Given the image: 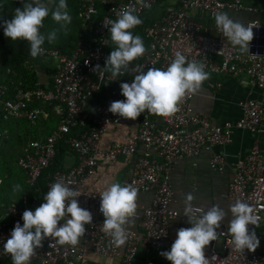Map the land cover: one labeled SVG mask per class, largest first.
I'll use <instances>...</instances> for the list:
<instances>
[{"label":"built area","instance_id":"obj_1","mask_svg":"<svg viewBox=\"0 0 264 264\" xmlns=\"http://www.w3.org/2000/svg\"><path fill=\"white\" fill-rule=\"evenodd\" d=\"M99 6L104 13L100 12ZM127 8H134L143 21L132 31L133 34L140 33L145 40V52L129 62L122 76L111 80L110 71L102 69L113 45L108 28L110 22L117 19V14ZM77 11L81 33L71 54L43 47L44 51L39 55L41 59L56 62L51 87L42 79L32 90H24L18 83L10 92L7 85H0V114L4 120H27L35 124L39 118L46 119L48 114L43 109L30 108L35 103L54 105L59 116L56 128L45 137L28 140L17 159L16 164L25 175V184L39 192V183L45 175V188L40 191V197L24 195L18 204L3 207L0 263L11 259L3 250V244L15 223L22 224V213L43 203V196L56 182L65 183L77 192L76 199L84 202L83 208L92 213L93 221L85 225V234L75 245H61L51 237L45 239L29 264H92L86 259L87 249L97 257H119L120 264H134L140 247L148 253H156L164 247L170 250L169 224L179 218L188 222L187 217L170 207L174 196L167 175L172 166L180 159L194 158L206 150L210 152V169L220 173L227 161L223 153L213 150L228 146L233 130H244L252 136L264 135V42L261 43L260 35L264 21L246 24L255 30L254 41L249 42V51L241 52L220 36L205 35L194 18L196 13L214 18L220 11L255 13V8L246 6L241 0H77ZM148 17L151 21L145 24ZM217 32L220 33L218 29ZM176 52H181L189 61L196 60L204 65L209 74L205 85L211 93L222 87L215 78L230 77L240 86L256 89L259 98L240 101V119L217 126L209 116L193 110L196 91H188L178 102L175 113L152 117L145 110L138 116L137 131L126 142H114L103 151L99 141L105 130L118 126L124 119L108 111L113 101L125 99L120 84L131 83L137 74L146 72L149 67L166 69ZM97 65L101 69L95 71ZM61 144L74 155L75 163L47 173ZM120 156L132 159L126 184L136 188L137 193L151 196L148 206H137L132 218L137 223V230H128L122 253L121 246L117 247L112 237L102 230L104 217L100 211L99 193L84 189L85 181L95 175L100 161ZM232 168L233 176L226 196L231 202L241 200L252 206L259 227H248L255 230L260 244L254 251L235 249L228 226L221 223L216 241L205 246L206 264H264V144L261 147L256 138L249 152L237 158ZM144 264L155 263L146 260Z\"/></svg>","mask_w":264,"mask_h":264},{"label":"clouds","instance_id":"obj_2","mask_svg":"<svg viewBox=\"0 0 264 264\" xmlns=\"http://www.w3.org/2000/svg\"><path fill=\"white\" fill-rule=\"evenodd\" d=\"M54 3L55 7H50ZM23 8L15 9L13 18L0 23L4 35L11 41L23 40L29 44L30 55L38 57L43 51L45 41L53 43L58 39L60 30L66 31L71 22L67 0H25ZM150 7V5H145ZM51 15L58 29L41 32L43 22ZM216 28L233 47L239 51H249V42L253 39L252 27L245 26L239 19H233L227 12L214 14ZM134 8H127L111 21L109 32L115 48L111 50L102 68L110 71L113 79L123 75L129 62L143 55L144 42L141 36L134 35L133 29L142 23ZM101 69L99 65L95 71ZM204 65L196 60H187L181 52L166 69L149 67L146 72L137 74L131 83L120 84L124 100L113 101L108 111L125 119L135 120L141 113L147 112L168 116L177 111L178 102L188 91L195 92L208 78ZM19 190L20 185H15ZM137 189L130 184L114 182L99 193L100 211L104 217L102 230L108 233L117 247L126 239L132 218L137 210ZM75 190L62 182L53 183L43 196V203L34 209L22 213L21 224L15 223L9 238L3 244V250L10 254L13 264H29L37 248L49 237L57 243L75 245L85 234V225L93 221L92 213L80 207ZM183 215L187 217L189 228L177 230L176 239L170 250L160 253L171 264H206L205 246L216 241L217 229L228 219V232L232 245L243 252L254 251L260 244L255 230L249 225L259 227L258 217L252 206L241 200L230 202L227 210L218 204L210 207L194 203L192 193L182 194ZM68 217L64 223H60Z\"/></svg>","mask_w":264,"mask_h":264},{"label":"crops","instance_id":"obj_3","mask_svg":"<svg viewBox=\"0 0 264 264\" xmlns=\"http://www.w3.org/2000/svg\"><path fill=\"white\" fill-rule=\"evenodd\" d=\"M231 1V0H223ZM243 4L249 7L255 8V13L248 12H235L225 11L233 19H239L245 26L252 21H264V0H241ZM194 18L200 23L203 28V33L207 36L215 37L220 36L227 44L231 45L226 37L220 32H217L214 18L206 14L196 13ZM264 31V29H263ZM232 46V45H231ZM53 60L46 61L47 67L55 66ZM45 64V66H46ZM37 67V66H36ZM38 68V67H37ZM36 68V69H37ZM39 79L47 82L46 69L37 70ZM216 81L222 83L221 90L216 93L206 87L205 81L202 82L201 87L196 91V96L192 101V108L196 113H202L210 117L211 122L214 125L221 126L225 122L234 123L240 119L241 111L238 103L245 99H258L259 94L256 89L248 86H240L236 79L230 77L215 78ZM149 113V112H148ZM150 114V113H149ZM139 117L135 120L123 119L118 126L108 127L99 141V147L105 151L114 142H126L131 134L135 133L138 129ZM39 130H41L39 128ZM5 132L1 137H5ZM45 134H39V137H45ZM259 140L261 147L264 144V135L252 136L249 132L244 130H233L231 134V143L228 146L216 147L213 152L223 153L227 165L222 172H216L210 169L209 160L210 152L202 150L194 158H183L178 160L168 172V181L173 191L174 201L171 204V208L176 210L181 216H183V199L182 194L192 193L196 200L195 204L210 207L213 204H218L220 207L227 210L229 203L231 202L226 194L228 186L232 180L233 168L232 164L237 158L245 156L252 148L255 139ZM75 163L74 155L66 151L63 155L62 165L65 167ZM132 163V159L124 156H120L114 160H102L99 162L96 173L94 176L89 177L84 184V189L87 192L100 193L105 187L111 185L114 182L126 184L128 178V170ZM18 167V166H17ZM24 175V174H23ZM5 177L7 174L4 175ZM25 177V175H24ZM1 183V181H0ZM25 183V181H24ZM15 185H19L16 182ZM14 187L11 189L13 200L10 204H18L22 197L27 194H20ZM22 195V196H21ZM21 196L20 200L18 198ZM151 200L150 194L138 193L137 194V206H148ZM9 204V205H10ZM80 207L83 208L84 202L79 201ZM3 216V210L0 217ZM226 218L222 224L228 226V219ZM191 225L179 218L172 221L169 224V238L173 243L176 239L177 230L181 227L189 228ZM129 230H137V223L132 219V225ZM121 253L124 249V244L120 247ZM168 250L166 247L162 248L156 253H148L143 247L139 248V251L134 259V264H144L146 260H152L155 264H171L170 261L160 255L162 251ZM86 259L92 264H120V258L108 259L97 257L91 254L87 249Z\"/></svg>","mask_w":264,"mask_h":264},{"label":"trees","instance_id":"obj_4","mask_svg":"<svg viewBox=\"0 0 264 264\" xmlns=\"http://www.w3.org/2000/svg\"><path fill=\"white\" fill-rule=\"evenodd\" d=\"M58 2V0H57ZM68 11L71 16V22L66 26L65 30H60L58 33V39L53 43L45 44L42 47L45 48H57L63 53L70 55L74 50L76 42L81 33L79 25V17L77 11V0H67ZM23 3H13L9 0H0V23L5 20H11L13 18L15 9L23 8ZM50 7H55L54 3H50ZM101 13H104V9L98 7ZM156 8L153 10L155 11ZM155 17V15H153ZM151 18L148 17L145 21L149 23ZM59 25L52 20L51 15L45 18L41 32L47 33L53 29H58ZM134 35L141 36L140 33H134ZM142 37V36H141ZM143 39V37H142ZM144 45L145 40L143 39ZM115 48V44L109 48L111 52ZM47 60L41 59L39 56L36 58L31 57L29 44L27 41L17 40L11 41L10 38L4 35L3 28L0 27V85H7L10 92H12L18 83L24 90H32L37 88L39 83V75L37 70L46 69L47 84L51 87V76L55 73L54 68L47 67ZM46 64V66H45ZM38 68H37V67ZM37 68V69H36ZM43 87V85H42ZM39 107L43 109L48 117L46 119L39 118L35 124H31L27 120L8 119L4 120L0 114V215L3 207L9 205L13 200L11 199V189L13 185L18 182L20 189L18 192L21 194H27L31 197L34 194L40 197V191L45 188L44 177H42L39 183V192H36L34 188H29L25 183V177L23 172L17 167V159L22 153V149L28 140L38 138L39 134H50L57 126L59 116L54 111L53 106L41 105L35 103L30 105V108ZM150 113V112H149ZM152 117L160 116L150 113ZM39 128L41 130H39ZM4 138L1 137L3 133ZM68 151V147L65 144H61L57 149V157L53 166L47 170V173L54 172L60 166H62L63 155ZM7 174L5 177L4 175ZM22 196V195H21ZM21 196L18 198L20 200ZM12 258L2 262L0 264H10Z\"/></svg>","mask_w":264,"mask_h":264},{"label":"water","instance_id":"obj_5","mask_svg":"<svg viewBox=\"0 0 264 264\" xmlns=\"http://www.w3.org/2000/svg\"><path fill=\"white\" fill-rule=\"evenodd\" d=\"M254 34H255V30L253 31V35ZM260 35H261V43H263L264 42V31L263 30L260 31ZM253 41H254V38L251 40V42ZM250 51L253 52L254 49L251 48ZM258 53H262V50H258Z\"/></svg>","mask_w":264,"mask_h":264}]
</instances>
